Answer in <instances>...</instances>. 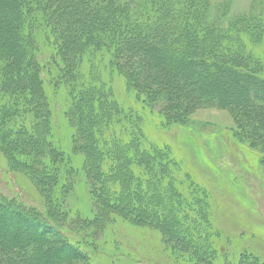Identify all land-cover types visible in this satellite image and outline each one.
Returning <instances> with one entry per match:
<instances>
[{"label":"trees","instance_id":"trees-1","mask_svg":"<svg viewBox=\"0 0 264 264\" xmlns=\"http://www.w3.org/2000/svg\"><path fill=\"white\" fill-rule=\"evenodd\" d=\"M235 2L0 0V153L42 200L0 193V264H93L118 219L159 231L174 264H209L230 245L225 264H264L213 223L204 180L148 124L227 109L237 142L264 156V0L231 15ZM80 184L87 209L69 201Z\"/></svg>","mask_w":264,"mask_h":264},{"label":"rangeland","instance_id":"rangeland-1","mask_svg":"<svg viewBox=\"0 0 264 264\" xmlns=\"http://www.w3.org/2000/svg\"><path fill=\"white\" fill-rule=\"evenodd\" d=\"M248 2L249 0H236L231 15L243 12ZM168 61L163 58V62H168L171 66H186L198 70L204 66L199 63L197 66L190 63L184 65L179 60H174V63H170L169 59ZM218 74L216 80H231L221 72ZM194 77L200 79V75L196 74ZM224 86L214 87L222 90ZM58 110V107L55 108L57 121ZM190 118L184 125L174 124L162 131H158L151 121L148 122L149 129L167 139L173 145L177 156L184 160V168L190 170L199 180H204L215 202L213 223L218 224L222 232L231 235L239 233L242 235L241 239L247 242V247L263 253L264 156L261 157L248 144L237 142L232 135L235 122L227 109L200 107L194 110ZM80 187L81 184L76 186L69 199L73 209H87L90 206L87 191ZM0 193L27 205H40L42 201L25 176L8 169L1 153ZM95 241L93 264H174L173 254L165 251L161 245V233L146 226H133L118 219L108 224ZM227 250L230 251L227 257H231L230 260L233 261L232 256L239 251L231 245ZM227 257L217 258L209 264H225Z\"/></svg>","mask_w":264,"mask_h":264}]
</instances>
